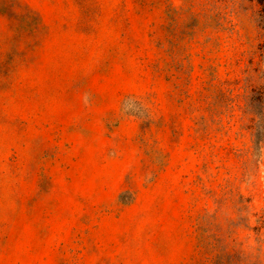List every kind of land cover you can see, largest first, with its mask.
Listing matches in <instances>:
<instances>
[{
  "label": "rangeland",
  "instance_id": "obj_1",
  "mask_svg": "<svg viewBox=\"0 0 264 264\" xmlns=\"http://www.w3.org/2000/svg\"><path fill=\"white\" fill-rule=\"evenodd\" d=\"M257 0H0V264H264Z\"/></svg>",
  "mask_w": 264,
  "mask_h": 264
},
{
  "label": "trees",
  "instance_id": "obj_2",
  "mask_svg": "<svg viewBox=\"0 0 264 264\" xmlns=\"http://www.w3.org/2000/svg\"><path fill=\"white\" fill-rule=\"evenodd\" d=\"M259 5L261 6L260 12H259V23L264 30V0H257Z\"/></svg>",
  "mask_w": 264,
  "mask_h": 264
}]
</instances>
